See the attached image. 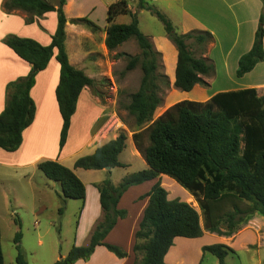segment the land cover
I'll list each match as a JSON object with an SVG mask.
<instances>
[{"label":"trees","instance_id":"16d2710c","mask_svg":"<svg viewBox=\"0 0 264 264\" xmlns=\"http://www.w3.org/2000/svg\"><path fill=\"white\" fill-rule=\"evenodd\" d=\"M66 1L60 0L59 7H55L47 0H3L2 8L7 14L25 12L30 16L28 22L32 23L36 18L56 13L58 25L48 46L14 35L3 40L22 61L32 65V71L27 77L7 86V103L0 114L2 150L15 152L20 148L23 132L35 118L31 89L37 74L47 68L52 58L55 57L60 65V80L56 88L63 120L60 149L67 142L81 92L96 83L69 62L65 47ZM262 2L264 4V0ZM128 4L127 0H115L109 5L105 44L112 52L130 39H135L142 50L141 56H122L128 60V71L140 65L143 74L139 89L130 96L125 109L135 120L137 129L134 130L133 140L147 169L127 175L118 186H114L109 177L98 185L103 217L96 224L89 245H74L65 258L54 264H75L79 260H88L97 246H105L119 258L127 257L128 254L121 248L104 243V240L117 221L127 217V211L117 208L123 194L132 186L155 179H158L157 182L145 196L149 198V203L136 233L135 264H167L165 256L178 237L197 239L208 232L229 238L251 221L255 214L264 218V95L259 96L256 89H244L219 93L207 102H179L145 129L148 145L144 147L140 129L152 122L162 103L161 84L168 85V78L159 73L161 54L140 30L137 13ZM140 9L148 11L163 23L166 36L178 51L175 88L190 92L196 85H206L202 76L211 75L214 66L207 59L196 57L187 41L194 39L201 45L210 44L212 34L204 32L196 37H193L194 33L178 34L171 21L153 4L141 0ZM121 15H130L131 23L117 24L115 20ZM73 23H82L93 31L98 30L87 18L73 20ZM262 61L264 11L252 49L240 58L236 76L243 77ZM126 140V133H120L116 139L98 147L93 154L79 158L75 168L111 170L125 167L119 161V155L126 148ZM38 168L46 178L60 185L61 198L84 203L85 185L70 168L52 160L41 162ZM163 175L176 181L195 197L204 215V225L192 205L169 198L159 178ZM16 224L21 228L19 220H16ZM223 224L227 225L225 231L221 228ZM1 239L0 227V264H5ZM21 240L22 232L19 230L14 237L16 262L27 264ZM202 252L216 256L219 264H226L229 255L237 254L233 248L223 244L204 246Z\"/></svg>","mask_w":264,"mask_h":264},{"label":"crops","instance_id":"0c3cea01","mask_svg":"<svg viewBox=\"0 0 264 264\" xmlns=\"http://www.w3.org/2000/svg\"><path fill=\"white\" fill-rule=\"evenodd\" d=\"M47 1L55 7H59L60 5V0ZM114 1L77 0V10H74V0H67L64 6L67 18L65 47L69 62L96 81L108 75V72L103 70V55L109 54V50L105 44L108 25L107 15L109 5ZM178 1L180 17L178 18V25H175V27H180V33L209 32L213 36V41L207 45V50L201 57L207 59L214 66V71L209 76H202V80L206 85H196L192 91L185 92L183 95L186 98L185 100L207 102L219 93L244 89H256L259 96L264 95V61L258 63L251 72L243 77L238 78L236 76L240 58L248 53L254 44L260 16L264 11L262 0ZM2 3L3 0H0V114L5 109L7 103V86L20 78L27 77L32 71V65L22 61L13 50L3 43L4 38L14 35L21 38L33 39L41 45L48 46L52 42V36L56 32L58 25L56 13L46 14L34 19L31 23L28 22L30 17L25 12L5 13ZM83 18L89 19L98 27V30L93 31L82 23H73V20ZM160 41L170 54V57L166 56L163 47L158 49L163 54L165 62H168L167 67L170 74L168 76L174 85L178 51L166 38H162ZM72 42L74 43V48L77 50V64L72 61ZM59 80L60 65L54 57L49 62L47 68L37 74L36 82L31 89V97L36 108L35 118L32 125L23 132V142L20 148L15 152H7L0 149V178L7 174L5 169H11L17 175L21 172L23 178L29 180L28 186L31 192L27 197L40 205L38 207L39 214L41 210L43 211L46 208L47 202L54 200V196L58 194L61 187L59 184L48 181L49 179L44 175L42 176L46 179L38 175V165L44 161H57L65 167L71 168L76 176L79 177L78 172L83 169L75 168L76 161L82 155L93 154L100 147V144L95 140L112 118L110 110L101 103L99 98L91 93L89 87H86L79 96L77 109L71 120L67 142L60 149L59 144L63 120L56 99V88ZM83 95L87 96L86 98L91 108H104L108 112L105 113L107 114L105 115V120L98 126L96 132L91 136L90 134L87 135V138H83L77 133V117L80 112ZM129 131L131 134L130 138H127L126 145L128 141H131L134 146L132 155L136 158H141L133 140V135L136 131ZM114 139L116 137L109 139V141ZM122 164L125 167L128 165L127 163ZM112 170H84L87 172L82 174L84 176L95 174L108 177ZM36 178H39L38 181L41 183H34ZM80 179L86 188V198L84 203L80 201L78 220L76 222L75 245L87 246L90 243L96 224L103 217L98 185L105 178H97L98 180L90 181V183L82 180V178ZM157 180L147 181L130 187L117 204L119 210L127 211V217L117 221L114 228L106 236L104 243L121 248L128 256L119 258L105 246H97L88 260H79L75 264H135L136 255L134 253V246L136 243V233L140 228L145 209L149 203V198L145 196L151 191ZM120 183L114 184V186H118ZM28 192L29 190L26 195ZM10 198H12V195H10ZM14 201L15 198L12 204L17 205V202L15 201L14 203ZM255 219L263 224L264 218L262 216ZM206 234L207 232H204L201 238L205 237ZM254 237L255 235L248 229L242 230L236 237L239 243L237 242V246H234V250L236 252L238 250H245L249 254H252V251L260 252L263 247H255L254 243L256 240ZM193 241L195 239L176 238L174 245L165 256V262L167 264H189L188 254L192 253L190 248L193 247ZM203 247L204 245L200 243L196 260L192 257L190 264L202 263L206 256L202 252ZM237 254L232 256H237Z\"/></svg>","mask_w":264,"mask_h":264},{"label":"rangeland","instance_id":"374dc122","mask_svg":"<svg viewBox=\"0 0 264 264\" xmlns=\"http://www.w3.org/2000/svg\"><path fill=\"white\" fill-rule=\"evenodd\" d=\"M127 1L130 9L137 13L140 30L144 35L151 36L148 38L153 44L155 50L159 52L158 49L163 47L160 40L162 38L169 40L164 32L163 23L157 17L151 15L148 11H140L142 10L140 9L141 0ZM148 2L153 4L158 11L164 14L171 21L174 27L175 25H178V18L180 17L178 0H148ZM73 9L77 10V0H74ZM131 21L132 17L130 15H121L116 19L118 24H130ZM176 27V32L181 34L180 27ZM197 34L199 33H194L193 37H196ZM169 41L171 42V40ZM187 43L196 57H201L207 50L208 43L206 45H201L195 42L194 39L188 40ZM173 46L175 47L174 44ZM72 49V61L77 64V50L74 48L73 42ZM163 49L164 54L170 57L168 49H165L164 47ZM123 54L141 56L142 50L138 46L135 39H130L115 51H109L108 55H103V70L108 72V75L107 77L99 78L98 81L95 80V85L90 88L91 93L95 97L99 98L101 103L105 105L108 110H110V114L112 115L110 120H117V125L114 129L115 131L112 132L113 134L111 133L108 137H106L102 143H99L100 146L107 143L111 138H117L122 132L126 133L127 138H130L131 133L129 130L134 131L137 129L134 118L128 114L125 107L130 102V96L139 89L143 74L140 65H138L135 69L128 71L126 69L128 60L126 57L122 56ZM160 54L159 63L161 66L159 68V73L167 76L168 85L161 84L162 103L156 110L152 122L146 124L140 129V131L143 132L142 142L144 147L148 145V134L145 129L161 117L172 106L185 101L186 99L183 96L185 92L176 89L172 84L169 77L170 74L168 73V62H165V58L161 52ZM86 97V95H83V99L80 104V112L77 117V133L83 138H87V135L89 134L90 136L94 134L98 126L105 120V115H107L105 113H108L104 108H91ZM123 124L125 125V128ZM126 146L127 148L120 154L119 160L122 163H127L128 165L126 167L115 168L111 171V174L108 177L113 185L120 183L121 179L128 174L133 175L147 169V164L140 152L139 154L141 158H136L132 155V150L134 148L132 142L128 141ZM83 156L84 155H82V157ZM5 171L9 175L6 174L0 178V227L5 264H17V250L14 244V237L19 230L22 232L21 248L27 264H54L56 261L60 260L61 257L65 258L71 248L75 245L76 222L78 220V211L81 202L79 200H65L61 198L60 195L62 192L59 187V192L56 196H54V200L47 202L46 208L43 209V211L41 210L42 212L40 211L39 214L38 207L40 205L36 204V202L27 197L31 192L30 187L28 186L29 180L23 178L21 172L17 175L11 169H5ZM86 172L87 171L79 170V177H77L79 179L82 178V180L87 183H90V181L93 180H98L97 178H107L105 175L95 174H91L90 176L87 174V176H84L82 173ZM37 173L38 175H41L43 179H46L42 176L44 174L41 170H39V168L37 169ZM159 178L162 186L167 190L169 198L180 199L192 205L198 211L201 218V224L204 225V215L195 197L168 176L163 175ZM38 180L39 178H36L34 183H38ZM48 181L56 183L52 180ZM28 190L29 192L26 195ZM10 195H12V198H10ZM14 198L18 206L12 204ZM242 206L244 207V205ZM62 209L63 211H61ZM259 217L260 215L255 214L253 219L246 225L242 226V228L232 237L227 238L216 234H208L207 232L205 237L197 240L195 239V241H193V247L190 248L192 251V253H190L191 256L188 254V263L190 264V259L192 257L196 260L200 243L204 246L223 244L234 249V246H237L239 243V240H237L236 237L244 229H248L255 235V247H263V249L260 252L252 251V254L246 253L245 250H238L237 256L229 255L226 258V264H259L260 262H263L264 220L263 224H261L255 219ZM16 220L20 221L21 228H19L16 224ZM221 228L225 231L227 230V225L223 224L221 225ZM140 259L141 257H139V260ZM201 264H219V261L216 256L206 253L205 259H203ZM262 264H264V262Z\"/></svg>","mask_w":264,"mask_h":264},{"label":"built area","instance_id":"2783aa9c","mask_svg":"<svg viewBox=\"0 0 264 264\" xmlns=\"http://www.w3.org/2000/svg\"><path fill=\"white\" fill-rule=\"evenodd\" d=\"M117 121V120H116ZM114 120H110L103 131H101L99 134V137L96 139L97 143H102L106 137H108L113 131H115V126L117 125V122Z\"/></svg>","mask_w":264,"mask_h":264}]
</instances>
